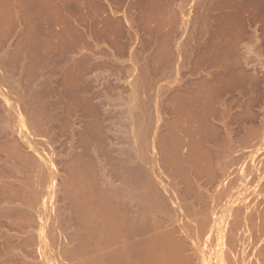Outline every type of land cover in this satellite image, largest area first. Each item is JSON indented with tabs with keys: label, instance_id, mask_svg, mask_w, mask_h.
<instances>
[{
	"label": "rangeland",
	"instance_id": "rangeland-1",
	"mask_svg": "<svg viewBox=\"0 0 264 264\" xmlns=\"http://www.w3.org/2000/svg\"><path fill=\"white\" fill-rule=\"evenodd\" d=\"M253 1L0 0V264H99L96 227L105 228L101 214L91 220L93 207L105 210L112 191L117 211L128 202L144 216L155 187L201 243L193 264H264V0ZM244 56L258 84L238 78Z\"/></svg>",
	"mask_w": 264,
	"mask_h": 264
},
{
	"label": "bare ground",
	"instance_id": "bare-ground-1",
	"mask_svg": "<svg viewBox=\"0 0 264 264\" xmlns=\"http://www.w3.org/2000/svg\"><path fill=\"white\" fill-rule=\"evenodd\" d=\"M253 1V0H252ZM254 2V1H253ZM264 38V37H263ZM240 39V38H239ZM248 39V38H247ZM243 40V39H242ZM241 40V41H242ZM254 40V39H253ZM222 42V41H221ZM258 43V42H257ZM226 45V44H225ZM240 45V44H239ZM260 46V45H259ZM213 47V46H212ZM245 47V46H244ZM247 49V48H246ZM7 50V49H6ZM15 50V49H14ZM19 50V49H18ZM13 52V51H12ZM230 52V51H229ZM249 52V51H248ZM208 53H209V51H208ZM243 53V52H242ZM249 53H251V52H249ZM6 55V54H5ZM230 55H231V53H230ZM243 55H245L244 53H243ZM242 55V56H243ZM5 57V56H4ZM11 57V56H10ZM245 57V56H244ZM251 57V56H250ZM250 57H245L246 58V60L243 58V57H240V59L239 60H236V61H238V64H236V65H239V67H238V69H237V72H238V78H243V81L245 80V78H248V80H250V82H251V80H254L255 82H256V84H258V79L259 78H256L255 77V74L253 75V72L250 70V69H248V67L246 66V63H250V61H251V59H250ZM17 58V57H16ZM21 58V57H20ZM230 58V57H229ZM248 58V59H247ZM244 59V60H243ZM79 60V59H78ZM252 61H253V59H252ZM256 63V62H255ZM71 66V65H70ZM81 66V65H80ZM233 67V66H232ZM237 67V66H236ZM235 67V68H236ZM70 68V67H69ZM253 68V67H252ZM67 69V68H66ZM114 69V68H113ZM232 70V69H231ZM208 71H209V69H208ZM4 72V71H3ZM62 72V71H61ZM218 72V71H217ZM236 72V71H235ZM234 74V73H233ZM236 74V73H235ZM39 75V74H38ZM101 75V74H100ZM208 76H209V74H208ZM8 77V76H7ZM79 77V76H78ZM219 79V78H218ZM3 81V80H2ZM211 81V80H210ZM213 81H214V79H213ZM236 81V80H235ZM239 81V80H238ZM216 82H217V80H216ZM239 82H241V80L239 81ZM260 82V81H259ZM2 83V82H1ZM31 83V82H30ZM199 83V82H198ZM201 83V82H200ZM252 83H253V81H252ZM261 83V82H260ZM45 84V83H44ZM204 84V83H203ZM237 84H238V82H237ZM237 84H236V87H237ZM240 84V83H239ZM243 84V83H242ZM218 85V84H217ZM245 84H243L242 86H244ZM7 86V85H6ZM44 86V85H43ZM234 86H235V84H234ZM246 86V85H245ZM9 87H11V86H9ZM191 87V86H190ZM217 87V86H216ZM239 87H241V86H239ZM258 87V86H257ZM256 87V88H257ZM231 88V87H230ZM234 88V87H233ZM21 89V88H20ZM203 89V88H202ZM215 89V88H214ZM236 89V88H235ZM36 90V89H35ZM196 90V89H195ZM241 90V89H240ZM88 91V90H87ZM239 91V90H238ZM243 91H247L248 92V90L246 89V87H245V89L243 90ZM258 91H260V90H258ZM2 92H3V90H2ZM250 92V91H249ZM252 92V91H251ZM199 93H200V91H199ZM211 93V92H210ZM259 93V92H258ZM7 94V93H6ZM40 94V93H39ZM193 94V93H192ZM197 94V93H196ZM203 94V93H202ZM240 94H243L242 93V91L240 92ZM245 94V93H244ZM253 94H254V92H253ZM5 95V94H4ZM91 95V94H90ZM204 96V95H203ZM224 96V95H223ZM236 96H237V94H236ZM239 96V95H238ZM11 98V97H10ZM202 98V97H201ZM207 98V97H206ZM214 98V97H213ZM227 98V97H226ZM259 99V98H258ZM11 100V99H10ZM202 100V99H201ZM200 100V101H201ZM215 100V99H214ZM17 101V100H16ZM181 101V100H180ZM183 101V100H182ZM252 101H253V99H252ZM35 102V101H34ZM37 102V101H36ZM171 102V101H170ZM249 102V101H248ZM29 104V103H28ZM50 104H51V102H50ZM174 104V103H173ZM176 104V103H175ZM202 104H203V101H202ZM244 104V103H243ZM220 105V104H219ZM27 106V105H26ZM32 106V105H31ZM181 106V105H180ZM204 106V105H203ZM231 106V105H230ZM176 107V106H175ZM178 107V106H177ZM176 107V108H177ZM187 107V106H186ZM202 107V106H201ZM231 108V107H230ZM53 109V108H52ZM174 109V108H173ZM181 109V108H180ZM186 109V108H185ZM228 109V108H227ZM26 110H27V108H26ZM54 110V109H53ZM194 110V109H193ZM197 110V109H196ZM226 110V109H225ZM34 111V110H33ZM180 111V110H179ZM186 111V110H185ZM222 111V110H221ZM10 114V113H9ZM185 114V113H184ZM200 114V113H199ZM229 114V113H228ZM43 115V114H42ZM44 115H45V113H44ZM162 115V114H161ZM170 115V114H169ZM238 115V114H237ZM74 116V115H73ZM191 116V115H190ZM256 116H258V115H256ZM33 117V116H32ZM68 117H69V115H68ZM188 117V116H187ZM166 118V117H165ZM239 118V117H238ZM250 118V117H249ZM256 118V117H255ZM42 119V118H41ZM193 119V118H192ZM46 120V119H45ZM55 120V119H54ZM183 120V119H182ZM196 120V119H195ZM204 120V119H203ZM225 120V119H224ZM59 121V120H58ZM164 121H166V120H164ZM242 121V120H241ZM262 121H263V119H262ZM42 122V121H41ZM56 122V121H55ZM178 122V121H177ZM201 123V122H200ZM206 123V122H205ZM180 124V123H179ZM225 124V123H224ZM230 124V123H229ZM264 124V123H263ZM42 125H43V123H42ZM87 125V124H86ZM190 125V124H189ZM194 125V124H193ZM201 125V124H200ZM210 125V124H209ZM228 125V124H227ZM241 125V124H240ZM40 126H41V124H40ZM92 126V125H91ZM167 126V125H166ZM192 126V125H191ZM196 126V125H195ZM199 126V125H198ZM202 126V125H201ZM262 126V125H261ZM194 127V126H193ZM225 127H226V125H225ZM42 128V127H41ZM44 128V127H43ZM64 128V127H63ZM168 128V127H167ZM190 128V127H189ZM195 128V127H194ZM193 128V130H195ZM200 128H202V127H200ZM37 129V128H36ZM45 129V128H44ZM207 129V128H206ZM263 129H264V127H263ZM46 130V129H45ZM201 130L202 129H200V132H201ZM221 130V129H220ZM225 130H226V128H225ZM232 130V129H231ZM249 130V129H248ZM253 130V129H252ZM251 130V131H252ZM260 130H261V128H260ZM187 131H189V130H187ZM192 131V130H191ZM238 131V130H237ZM257 131V130H256ZM125 132V131H124ZM172 132V131H171ZM179 132V131H178ZM195 132V131H194ZM194 132H193V134H194ZM196 132H197V130H196ZM195 132V133H196ZM226 132V131H225ZM232 132V131H231ZM260 132V131H259ZM262 132V131H261ZM13 133V132H12ZM172 133H174V132H172ZM183 133V132H182ZM199 133V132H198ZM202 133V132H201ZM247 133V132H246ZM252 133V132H251ZM175 134V133H174ZM186 134H188V133H186ZM192 134V135H193ZM227 134H229V133H227ZM231 134V133H230ZM229 134V135H230ZM253 134H254V132H253ZM258 134V133H257ZM264 134V133H263ZM31 135V134H30ZM36 135V134H35ZM200 135V134H199ZM247 135V134H246ZM262 135V134H261ZM2 136V135H1ZM29 136V135H28ZM34 136V135H33ZM148 136V135H147ZM196 136V135H195ZM201 136V135H200ZM254 136V135H253ZM256 136H258V135H256ZM172 137V136H171ZM196 137H198V135L196 136ZM203 137V136H202ZM202 137H200L201 139H203ZM211 137V136H210ZM216 137V136H215ZM249 137V136H248ZM251 137V136H250ZM176 138V137H175ZM182 138V137H181ZM193 138V137H192ZM227 138V137H226ZM254 138H256V137H254ZM262 138V137H261ZM23 139V138H22ZM163 139V138H162ZM189 139V138H188ZM198 139V138H197ZM220 139V138H219ZM248 139V138H247ZM260 139V138H259ZM108 140V139H107ZM195 140V139H194ZM29 141V140H28ZM128 141V140H127ZM147 141V140H146ZM149 141V140H148ZM181 141V140H180ZM191 141V140H190ZM196 141V140H195ZM200 141V140H199ZM199 141H198V143H199ZM247 141V140H246ZM72 142V141H71ZM197 142V141H196ZM196 142H194V143H196ZM207 142V141H206ZM209 142V141H208ZM229 142V141H228ZM25 143V142H24ZM152 143V142H151ZM166 143V142H165ZM164 143V144H165ZM188 143V142H187ZM203 143H204V141H203ZM222 143V142H221ZM256 143V142H255ZM3 144V143H2ZM18 144V143H17ZM97 144H99V143H97ZM163 144V145H164ZM200 144V143H199ZM218 144V143H217ZM248 144V143H247ZM251 144H252V142H251ZM147 145V144H146ZM194 145V144H193ZM196 145V144H195ZM208 145V144H207ZM210 145V144H209ZM220 145V144H219ZM218 145V146H219ZM255 145V144H254ZM262 145V144H261ZM5 146V145H4ZM13 146V145H12ZM150 146V145H149ZM183 146H184V144H183ZM227 146V145H226ZM264 146V145H263ZM94 147V146H93ZM161 147V146H160ZM191 147V146H190ZM199 147V146H198ZM203 147V146H202ZM216 147V146H215ZM220 147V146H219ZM240 147V146H239ZM262 147V146H261ZM189 148V147H188ZM194 148V147H193ZM201 148V147H200ZM205 148V147H204ZM207 148H208V151H209V149H210V147H208L207 146ZM207 148H206V150H207ZM225 148V147H224ZM243 148V147H242ZM249 148V147H248ZM12 149V148H11ZM111 149H112V147H111ZM147 149H149V148H147ZM214 149V148H213ZM213 149H211V150H213ZM19 150V149H18ZM39 150V149H38ZM107 150V149H106ZM123 150V149H122ZM174 150V149H173ZM198 150V149H197ZM225 150V149H224ZM95 151V150H94ZM108 151H110L109 149H108ZM160 151V150H159ZM180 151V150H179ZM184 151V150H183ZM194 151V150H193ZM207 151V152H208ZM215 151V150H214ZM90 152H93V151H91L90 150ZM112 152V151H111ZM126 152V151H125ZM128 152V151H127ZM176 152V151H175ZM178 152V151H177ZM190 152V151H189ZM188 152V153H189ZM192 152V151H191ZM204 152H205V150H204ZM216 152H218V150L216 151ZM224 152V151H223ZM32 153V152H31ZM89 153V152H88ZM87 152H86V154H88ZM97 153V152H96ZM197 151H196V155H197ZM202 153V152H201ZM215 153V152H214ZM222 153V152H221ZM225 153V152H224ZM92 154V153H91ZM106 154V153H105ZM108 154V153H107ZM172 154V153H171ZM178 154V153H177ZM187 154V153H186ZM192 154V153H191ZM200 154V153H199ZM211 154V153H210ZM218 154V153H217ZM65 155V154H64ZM89 155V154H88ZM87 155V156H88ZM121 155V154H120ZM126 155V154H125ZM183 155V154H182ZM189 155V154H188ZM195 155V154H194ZM207 155H208V153H207ZM230 155V154H229ZM241 155V154H240ZM243 155V154H242ZM90 156H92V155H90ZM108 156H110L109 154H108ZM131 156V155H130ZM171 156V155H170ZM173 156V155H172ZM174 156H175V153H174ZM192 156V155H191ZM210 156V155H209ZM220 156V155H219ZM222 157L224 156V155H221ZM25 157V156H24ZM85 157V156H84ZM178 157V156H177ZM177 157H174V159L175 158H177ZM186 157V156H185ZM198 158H197V160L195 161V164L197 163V166L199 167L200 166V164H202L201 162L203 161V160H201V159H203L205 156L203 155V158H200L199 157V155L197 156ZM208 157V156H207ZM214 157V156H213ZM216 157V156H215ZM217 157H218V155H217ZM216 157V158H217ZM230 157H231V155H230ZM235 157V156H234ZM238 157V156H237ZM240 157V156H239ZM7 158V157H6ZM5 158V159H6ZM19 158V157H18ZM28 158V157H27ZM38 158V157H37ZM36 158V159H37ZM57 159H58V157H56ZM78 158V157H77ZM91 158H94V157H91ZM111 158H112V156H111ZM122 158H124V157H122ZM171 158V157H170ZM179 158V157H178ZM181 158H182V156H181ZM187 158V157H186ZM189 158V157H188ZM193 158V157H192ZM245 158V157H244ZM23 159V158H22ZM108 159H110V158H108ZM162 159V158H161ZM173 159V160H174ZM180 159V158H179ZM190 159V158H189ZM194 159V158H193ZM213 159V158H212ZM230 159V158H229ZM238 159V158H237ZM11 160V159H10ZM28 160V159H27ZM34 160V159H33ZM115 160V159H114ZM126 160V159H125ZM170 160V159H169ZM168 160V161H169ZM176 161H177V159H175ZM184 160V159H183ZM182 160V161H183ZM191 160V159H190ZM210 160V159H209ZM209 160H207L208 162H209ZM219 160H220V158H219ZM236 160V159H235ZM1 161H2V159H1ZM40 161V160H39ZM59 161V160H58ZM71 161V160H70ZM109 161H111V160H109ZM108 161V162H109ZM119 161V160H118ZM122 161V160H121ZM120 161V162H121ZM149 161V160H148ZM26 162V161H25ZM32 162V161H31ZM31 162H29V165L31 164ZM34 162V161H33ZM55 162V161H54ZM67 162V161H66ZM128 162H129V160H128ZM164 162V161H163ZM171 162H173V161H171ZM170 162V163H171ZM179 162V161H178ZM185 162V161H184ZM187 162H188V160H187ZM211 162V161H210ZM218 162V161H217ZM17 163V162H16ZM28 163V162H27ZM69 163V162H68ZM165 163H168V162H165ZM174 163V162H173ZM180 163H183V162H181L180 161ZM192 162H190V164H191ZM205 162H203V164H204ZM213 162H211V164H212ZM14 164V163H13ZM34 164V163H33ZM78 164V163H77ZM93 164V163H92ZM178 164V163H177ZM184 164V163H183ZM195 164H193V165H195ZM203 164H202V167H203ZM2 165V164H1ZM28 165V166H29ZM35 165V164H34ZM37 165V164H36ZM82 165H83V163H82ZM124 165V164H123ZM153 165V164H152ZM179 165V164H178ZM181 165V164H180ZM187 165H189V164H187ZM216 165V164H215ZM219 165H221V164H219ZM223 165H224V162H223ZM227 165V164H226ZM15 166H17V165H15ZM103 166H105V165H103ZM112 166V165H111ZM118 166V165H117ZM170 166V165H169ZM182 166V165H181ZM192 166V165H191ZM196 166V167H197ZM205 166V165H204ZM22 167V166H21ZM49 167V166H48ZM52 167V166H51ZM91 167V166H90ZM89 167V168H90ZM93 167H94V165H93ZM124 167H125V165H124ZM152 167V166H151ZM154 167V166H153ZM175 167H177V165L175 166ZM180 167V166H179ZM17 168V167H16ZM24 168H25V166H24ZM23 168V169H24ZM27 169H28V167H26ZM25 168V169H26ZM32 168V167H31ZM30 168V169H31ZM40 168H41V166H40ZM95 168V167H94ZM97 168V167H96ZM99 168V167H98ZM97 168V169H98ZM106 168V167H105ZM169 168V167H168ZM182 168V167H181ZM189 168H191V167H189ZM188 168V169H189ZM220 168V167H219ZM225 168V167H224ZM24 169V170H25ZM72 169V168H71ZM97 169H95V170H97ZM124 169V168H123ZM174 169H176V168H174ZM194 169H197V168H194ZM226 169H228V168H226ZM15 170V169H14ZM37 170H38V168H37ZM36 170V171H37ZM44 170V169H43ZM42 170V171H43ZM178 170V169H177ZM193 170V169H192ZM222 170V169H221ZM224 170V169H223ZM235 170H236V168H235ZM17 171V170H16ZM26 171V170H25ZM33 171V170H32ZM73 171V170H72ZM82 171V170H81ZM87 171H88V168H87ZM98 171V170H97ZM115 171V170H114ZM121 171V170H120ZM124 171H126V168H125V170ZM129 171V170H128ZM190 171V170H189ZM198 171V170H197ZM24 172V171H23ZM47 172H49V171H47ZM82 172H84V169H83V171ZM89 172V171H88ZM194 172V171H193ZM222 172V171H221ZM227 172V171H226ZM10 173V172H9ZM16 173V172H15ZM30 173V172H29ZM37 173V172H36ZM79 173V172H78ZM91 173H92V171H91ZM107 173H109V172H107ZM180 173V172H179ZM187 173V172H186ZM228 173V172H227ZM33 174V173H32ZM46 174V173H45ZM53 174V173H52ZM71 174V173H70ZM81 174H84V173H81ZM88 174H90V173H88ZM94 174H95V172H94ZM103 174V173H102ZM106 174V173H105ZM173 174V173H172ZM201 173L199 172V175H200ZM221 174V173H220ZM223 174H224V172H223ZM29 175V174H28ZM37 175H38V173H37ZM55 175V174H54ZM198 175V174H197ZM245 175V174H244ZM24 176V175H23ZM35 176V175H34ZM53 176V175H52ZM92 176V175H91ZM103 176H105V175H103ZM107 176V175H106ZM109 176V175H108ZM125 176V175H124ZM179 176H180V174H179ZM194 176V175H193ZM42 177V176H41ZM54 177V176H53ZM79 177V176H78ZM89 177V176H88ZM120 177V176H119ZM127 177V176H126ZM181 177V176H180ZM188 177V176H187ZM215 177H216V175H215ZM226 178H227V176H225ZM229 177V176H228ZM10 178V177H9ZM24 178V177H23ZM27 178H30V177H27ZM40 178V177H39ZM72 178V177H71ZM83 178H85V177H83ZM101 178V177H100ZM122 178V177H121ZM144 178V177H143ZM147 178V177H146ZM196 178H197V176H196ZM201 177H199V179H200ZM223 178H224V176H223ZM26 179V178H25ZM49 179V178H48ZM76 179H78V178H76ZM103 179H104V177H102V179H101V181H103ZM124 179V178H123ZM130 179V178H129ZM189 179H190V177H189ZM222 179V178H221ZM230 179V178H229ZM241 178H239V180H240ZM32 180V179H31ZM80 180H83V179H80ZM89 180V179H88ZM87 180V181H88ZM92 180V179H91ZM97 180V179H96ZM95 180V181H96ZM105 180H106V177H105V179H104V182H105ZM109 180V179H108ZM132 180V179H131ZM130 180V181H131ZM149 181H150V179H148ZM148 180H146V181H148ZM192 180V179H191ZM224 180V179H223ZM223 180H220V181H223ZM17 181V180H16ZM30 181V180H29ZM28 181V182H29ZM38 182H39V180H37ZM36 181V182H37ZM42 181H43V179H42ZM46 181V180H45ZM93 181V180H92ZM97 181H100V180H97ZM107 181V180H106ZM121 181V180H120ZM128 181V180H127ZM126 180H125V182H127ZM182 181V180H181ZM235 181V180H234ZM22 182V181H21ZM35 182V183H36ZM44 182V181H43ZM69 182V181H68ZM72 182V181H71ZM70 182V183H71ZM78 182H80V181H78ZM83 182V181H82ZM85 182V181H84ZM143 182H144V180H143ZM176 182V181H175ZM183 182V181H182ZM190 182V181H189ZM194 182V181H193ZM192 182V183H193ZM231 182V181H230ZM17 183V182H16ZM27 183V182H26ZM40 183H41V181H40ZM39 183V184H40ZM65 183V182H64ZM64 183H63V185H64ZM98 183V182H97ZM101 183V182H100ZM103 183V182H102ZM101 183V184H102ZM106 183V182H105ZM146 183V182H145ZM156 183V182H155ZM224 183V182H223ZM232 183V182H231ZM235 183V182H234ZM237 183V182H236ZM23 184H25V183H23ZM33 184V183H32ZM45 184V183H44ZM69 184V183H68ZM92 184V183H91ZM104 184V183H103ZM142 184H144V183H142ZM196 184V183H195ZM227 184V183H226ZM228 184H230V183H228ZM240 184V183H239ZM21 185V184H20ZM38 185V184H37ZM71 185V184H70ZM73 185V184H72ZM77 185V184H76ZM81 185V184H80ZM107 185H109V184H107ZM125 185V184H124ZM147 185V184H146ZM171 185V184H170ZM202 185V184H201ZM40 186H42V185H40ZM98 186V185H97ZM155 186H157V185H155ZM192 186H194V185H192ZM208 186V185H207ZM228 186V185H227ZM24 187V186H23ZM27 187V186H26ZM30 187V186H29ZM44 187V186H43ZM42 187V188H43ZM69 187V186H68ZM81 187V186H80ZM90 188H91V186H89ZM93 187V186H92ZM100 186H98L97 188L98 189H100L99 188ZM120 187V186H119ZM124 187V186H123ZM130 187V186H129ZM229 187V186H228ZM236 187V186H235ZM2 188H4L3 186H2ZM6 188V187H5ZM31 188V187H30ZM38 188V187H37ZM41 188V189H42ZM65 188V187H64ZM72 188V187H71ZM83 188V187H82ZM102 188V187H101ZM110 188V187H109ZM125 188H127V186L125 187ZM157 187H155L154 188V191H152V190H149V191H151V193H152V196H149L148 197V195H150V193L147 195V197L149 198L148 199V209L149 210H147V211H144V212H146V214H147V216L145 217V218H143L144 216L143 215H141V214H139V215H141V216H143L142 218L140 217V220H139V215H137L138 217H136V216H134V215H131V209H129V207H127L126 208V205H127V203L128 202H125V200H124V202L126 203V204H124L123 205V207H121V209H119L118 211H117V207H116V205L113 203V200H111V192L110 193H108V194H110L109 196H107L108 198H110L109 200H108V198L106 199L105 197V200L107 201L108 200V204H105V210H104V205L102 206V204L101 205H99V206H101V207H96L95 209L97 210V208H99V209H102V211L101 210H94V207H93V209H92V206L90 205V208L92 209V211H94V213L93 212H91L92 214L90 215L92 218H93V216H96L95 214H101V215H98V216H101L100 218H102V221H100V219H99V217H98V219H96L95 218V223H96V225L98 226V224H100L101 225V223L103 224L102 225V227L103 228H105V229H103L102 231L101 230H99V229H101L100 227H96V228H99L98 230L94 227V230L96 229V231L97 232H99L100 231V233H99V239H100V242L102 241V243L103 244H100L99 242V244H100V246L101 245H103L102 247H104V249L103 248H100V249H102L103 250V252H105L104 254L105 255H107V257L104 255V254H101L102 252L100 251V254L103 256V260H101V259H99V257H98V259H99V264L101 263H103L104 262V258H105V260H107V259H109L108 260V262H109V264H193L194 262H195V256L196 257H198L197 259H199V255H200V253H201V243L200 242H198V241H195V240H193L192 238H191V236H190V232L188 233L187 232V228L185 227L187 224H185V226L183 225L185 222L183 221V223L181 222V225H177V223H179L180 221H182L183 220V218H184V215H183V218H180L179 217V215H177V214H180V213H177V211H176V213L174 212V211H172L173 210V208L170 206V203H171V201H170V203H169V198H168V196L166 197V196H162L161 194L162 193H160V192H158V190H155ZM173 188V187H172ZM189 188V187H188ZM193 188V187H192ZM191 188V189H192ZM196 188V187H195ZM212 188V187H211ZM214 188V187H213ZM224 188V187H223ZM231 188V187H230ZM240 188V187H239ZM8 189V188H7ZM16 189V188H15ZM33 189V188H32ZM88 189V188H87ZM95 189V188H94ZM118 189V188H117ZM123 189V188H122ZM122 189H121V191H122ZM148 189V188H147ZM168 189V188H167ZM194 189V188H193ZM28 190H29V188H28ZM74 190V189H73ZM72 190V191H73ZM78 190V189H77ZM91 191H92V189H90ZM109 190V189H108ZM111 190V189H110ZM127 190V189H126ZM199 190V189H198ZM201 190V189H200ZM5 191H6V189H5ZM4 191V192H5ZM26 191H27V189H26ZM85 191H87V190H85ZM105 191L107 192V190H104L103 192H104V194H105ZM169 191V190H168ZM178 191V190H177ZM186 191V190H185ZM202 191V190H201ZM219 191V190H218ZM221 191V190H220ZM230 191V190H229ZM17 192V191H16ZM16 192H14V194L16 193ZM25 192V191H24ZM34 192H36L35 190H34ZM38 192V191H37ZM36 192V193H37ZM77 192V191H76ZM116 192V191H115ZM123 192H124V190H123ZM239 192V191H238ZM10 193V192H9ZM29 193H30V190H29ZM42 193V192H41ZM78 193V192H77ZM82 193V192H81ZM80 193V194H81ZM84 193V192H83ZM93 192H91L90 194H92ZM94 193H95V191H94ZM118 193V192H117ZM125 193V192H124ZM127 193V192H126ZM125 193V194H126ZM129 193V192H128ZM190 193V192H189ZM224 193V192H223ZM35 194V193H34ZM39 194V193H38ZM43 194V193H42ZM73 194V193H72ZM88 194V193H87ZM90 194H89V196H90ZM103 194V195H104ZM107 194V195H108ZM116 194V193H115ZM130 194H132V193H130ZM179 194V193H178ZM198 194V193H197ZM196 194V195H197ZM203 194V193H202ZM228 194V193H227ZM18 195V194H17ZM27 196H29L30 194H26ZM71 195V194H70ZM78 195V194H77ZM198 195H200V197H201V194H198ZM223 195V194H222ZM250 195V194H249ZM16 196V195H15ZM14 196V197H15ZM20 196V195H19ZM27 196H26V198H27ZM32 196H33V194L31 193V199H32ZM36 196V195H35ZM35 196H33L34 198H35ZM82 196V195H81ZM100 196H102V195H100ZM111 196V197H110ZM128 196V195H127ZM126 195H124L123 194V197H127ZM135 196V195H134ZM179 196V195H178ZM203 196V195H202ZM217 196H219V195H217ZM1 197V196H0ZM7 197V196H6ZM5 197V198H6ZM9 197H10V195H9ZM12 197V196H11ZM13 197V198H14ZM17 197V196H16ZM37 197V196H36ZM75 197H77L76 195H75ZM79 197V196H78ZM90 197H92V195L90 196ZM113 197H114V194H113ZM131 197V196H130ZM133 197V196H132ZM194 198V205H198V208H197V210H198V212L200 211V213L202 212L204 215H205V213H206V217L208 218L209 217V215H207V210H208V208H207V206L209 205V201H205V202H207L208 203V205L207 204H205L203 201L205 200L204 198V200L202 201V197L201 198ZM20 198V197H19ZM80 198V197H79ZM88 198V197H87ZM101 198H103V197H101ZM103 198V199H104ZM174 198V197H173ZM188 198V197H187ZM218 198V197H217ZM244 198V197H243ZM248 198V197H247ZM2 199V198H1ZM9 199V198H8ZM25 199V198H24ZM28 199V198H27ZM26 199V200H27ZM35 199H37V198H35ZM72 199V198H71ZM78 199V198H77ZM80 199H82V198H80ZM84 199H86V198H84ZM98 199H100V198H98ZM127 199V201H128V197L126 198ZM130 199V198H129ZM134 199V198H133ZM132 199V200H133ZM170 199H172V198H170ZM175 199V198H174ZM241 199V198H240ZM29 200V199H28ZM34 200V199H33ZM72 200H74V199H72ZM88 200H89V198H88ZM91 200V199H90ZM89 200V203H91V201ZM93 200H96L94 197H93V199H92V203H94L95 205L96 204H100V202L99 203H97V202H93ZM121 200V199H120ZM119 200V201H120ZM131 200V199H130ZM210 200H213V199H210ZM247 200V199H246ZM31 201V200H30ZM29 201V202H30ZM35 201V200H34ZM34 201H31V202H34ZM40 201V200H39ZM80 201V200H79ZM78 201V202H79ZM82 201L83 202H85V200H83L82 199ZM99 201V200H98ZM100 201L101 202H106V201H104V200H102V199H100ZM118 201V200H117ZM180 201V200H179ZM181 201H182V199H181ZM184 201V200H183ZM187 201V200H186ZM1 202V201H0ZM16 202V201H15ZM38 202V200L36 201V203ZM41 202V201H40ZM73 202V201H72ZM77 202V203H78ZM176 202V201H175ZM217 202V201H216ZM241 202H242V200H241ZM247 202V201H246ZM75 203V202H74ZM73 203V204H74ZM76 203V204H77ZM80 204H81V202H79ZM78 203V204H79ZM88 203V202H87ZM88 203V204H89ZM188 202H186V204H187ZM248 203V202H247ZM26 204V203H25ZM32 204H35V203H32ZM31 204V206H33ZM79 204V205H80ZM87 204V205H88ZM94 204H93V206H94ZM192 204H193V202H192ZM220 203H218V205H219ZM20 205V204H19ZM24 205V204H23ZM83 205V204H82ZM157 205L159 206L158 208H157ZM191 205V204H190ZM189 205V206H190ZM222 205V204H221ZM261 205V204H260ZM30 206V205H29ZM28 206V207H29ZM128 206V205H127ZM132 206V205H131ZM130 206V207H131ZM168 206H170V207H168ZM186 206H188V205H186ZM186 206H184V208H183V210L185 209V207ZM188 206V211H190L189 210V207ZM216 206V205H215ZM246 206V205H245ZM244 206V207H245ZM4 207V206H3ZM2 207V208H3ZM13 207H15V205L13 206ZM18 207V206H17ZM72 207H74V206H72ZM85 207V206H84ZM119 207V206H118ZM22 208V207H21ZM31 209L33 208V207H30ZM46 208V207H45ZM120 208V207H119ZM133 208H134V206H133ZM10 210H11V208H9ZM13 209V208H12ZM20 209V208H19ZM23 209V208H22ZM26 209H28V208H26ZM30 209V210H31ZM37 209V208H36ZM41 209V208H40ZM77 209V208H76ZM80 209H81V206H80ZM82 209H83V206H82ZM127 209H128V211H127ZM135 209V208H134ZM141 209V208H140ZM144 209V208H143ZM172 209V210H171ZM175 209V208H174ZM187 209H185L186 210V213L188 214V218H194V217H191L189 214L191 213L192 214V211L189 213V212H187ZM211 209V208H210ZM237 209V208H236ZM236 209H234V210H236ZM244 209V208H243ZM1 210V209H0ZM79 210V209H78ZM88 210H90L89 208H88ZM103 210H104V213H103ZM176 210H178V209H176ZM184 210V211H185ZM195 210V209H194ZM215 210H216V208H215ZM245 210V209H244ZM258 210V209H257ZM264 210V209H263ZM6 211V210H5ZM83 212H85V211H87V209L86 210H82ZM91 211V210H90ZM90 211H88V214H89V212ZM135 211V210H134ZM134 211H133V213H134ZM138 211H139V209H138ZM141 211V210H140ZM196 211V210H195ZM195 211H193V212H195ZM1 212H3V211H1ZM8 212V211H7ZM11 213H12V211H10ZM21 212V211H20ZM24 212V211H23ZM25 212H27V211H25ZM25 212H24V214H25ZM30 212H32V211H30ZM36 212V211H35ZM58 212V211H57ZM75 212V211H74ZM79 212H80V210H79ZM96 212H98V213H96ZM100 212H102V213H100ZM131 212V213H130ZM242 212V211H241ZM4 213V212H3ZM16 213V212H15ZM18 213V212H17ZM72 213V212H71ZM78 213V212H77ZM81 213V212H80ZM85 213H87V212H85ZM132 213V214H133ZM140 213V212H139ZM209 213V212H208ZM237 213V212H236ZM255 213V212H254ZM20 214V213H19ZM82 214V213H81ZM87 214V215H88ZM102 214L104 215V216H102ZM194 214H196V213H194ZM203 214H201V216L203 215ZM213 214V213H212ZM218 214V213H217ZM243 214V213H242ZM253 214V213H252ZM264 214V213H263ZM26 215V214H25ZM80 215V214H79ZM193 215V214H192ZM9 216H11V214L9 215ZM24 216V215H23ZM27 216H28V214H27ZM31 216V215H30ZM62 216V215H61ZM75 216V215H74ZM211 216V215H210ZM244 216V215H243ZM248 216V215H247ZM252 216V215H251ZM257 216V215H256ZM261 216H262V213H261ZM264 216V215H263ZM25 217V216H24ZM23 217V219H25ZM79 217V216H78ZM87 217H89V216H87ZM204 217V216H203ZM22 218V217H21ZM60 218V217H59ZM185 218H186V216H185ZM184 218V219H185ZM196 218H197V216H196ZM243 218V217H242ZM255 218V217H254ZM19 220H20V218H18ZM29 219V218H28ZM52 219V218H51ZM71 219V218H70ZM75 219V218H74ZM202 219H204V218H202ZM211 219V218H210ZM210 219H208V221H207V224H208V222H209V220ZM256 219V218H255ZM26 220V219H25ZM85 220V219H84ZM89 220V219H88ZM91 220H94V218L93 219H91ZM91 220H90V223H91ZM97 220H99L101 223H99V221H98V224H97ZM139 220V221H138ZM199 221L201 220V219H198ZM197 220V221H198ZM206 220V219H205ZM205 220H203V221H205ZM238 220V219H237ZM243 220V219H242ZM241 220V221H242ZM72 221V220H71ZM139 222V225L141 224V225H143L142 227H141V225L139 226V227H141V228H139L136 224ZM196 221V220H195ZM203 221H201L203 224H204V222ZM244 221V220H243ZM262 221V220H261ZM260 221V222H261ZM19 222V221H18ZM28 222V221H27ZM58 222V221H57ZM93 222V224H95L94 223V221H92ZM137 222V223H136ZM170 223L171 225H172V227L170 226V227H167V226H165V225H167V223ZM206 222V221H205ZM259 222V221H258ZM22 223V222H21ZM24 223V222H23ZM168 223V224H169ZM202 223H198V225H199V227H201V226H203V227H201L200 228V230L202 231V234L205 232V233H207L206 232V226L207 225H205V227H204V225L202 224ZM251 223V222H250ZM26 224V223H25ZM30 224V223H29ZM80 224V223H79ZM84 224H86V223H84ZM92 224V223H91ZM174 224V225H173ZM191 224V223H190ZM206 224V223H205ZM212 224V223H211ZM216 224V223H215ZM262 224H264V223H262ZM32 225V224H31ZM87 225V224H86ZM86 225H85V227H86ZM96 225H92V226H96ZM209 225V224H208ZM219 225V224H218ZM21 226V225H20ZM27 226H30V225H27ZM34 226V225H33ZM41 226V225H40ZM188 226V225H187ZM209 226H211V225H209ZM234 226V225H233ZM251 226V225H250ZM258 226V225H257ZM261 226V225H260ZM23 227V226H22ZM36 227V226H35ZM77 227V226H76ZM89 227V226H88ZM198 227V226H197ZM253 227V226H252ZM18 228H19V226H18ZM58 228V227H57ZM65 228V227H64ZM71 228V227H70ZM219 228V227H218ZM254 228V227H253ZM26 229V228H25ZM199 229V228H198ZM262 229H263V227H262ZM38 230V229H37ZM200 230H198V231H200ZM205 230V231H204ZM34 231V230H33ZM189 231V230H188ZM195 231V230H194ZM193 231V232H194ZM201 231H200V233H201ZM208 231V230H207ZM238 231V230H237ZM254 231H255V229H254ZM262 231V230H261ZM31 232V231H30ZM35 232V231H34ZM83 232V231H82ZM193 232H192V234H193ZM259 232H260V230H259ZM264 232V231H263ZM199 233V232H198ZM199 233V235H198V237L201 235L202 236V234H200ZM234 233V232H233ZM255 233V232H254ZM261 233V232H260ZM20 234H21V232H20ZM35 234V233H34ZM75 234V233H74ZM85 234V233H84ZM87 234V233H86ZM97 234V233H96ZM137 234H139V235H137ZM147 234L149 235L148 237H147ZM49 235H50V233H49ZM89 235V234H88ZM93 235V234H92ZM92 235H89L90 237L89 238H92ZM98 235V234H97ZM96 235V236H97ZM144 236L143 238H140L141 236ZM195 235V234H194ZM257 235V234H256ZM261 236H262V233L260 234ZM32 236V235H31ZM138 236H140V237H138ZM196 236V235H195ZM195 236H193V237H195ZM203 236H204V234H203ZM247 236V235H246ZM255 235H253V237H254ZM263 236H264V234H263ZM60 237V236H59ZM80 237V236H79ZM229 237L230 238H232L230 235H229ZM237 237V236H236ZM244 237V236H243ZM260 237V236H259ZM200 238V237H199ZM247 238V237H246ZM248 238H249V236H248ZM247 238V239H248ZM83 239V238H82ZM255 239H256V237H255ZM264 239V238H263ZM25 240V239H24ZM94 240H96V239H94ZM190 240H191V242L192 243H194L195 245H191L192 243L190 242ZM200 240V239H199ZM239 240H240V238H239ZM245 240V239H244ZM82 241V240H81ZM85 241H86V239H85ZM90 241V240H89ZM188 241L190 242V243H188ZM204 241V240H203ZM215 241V240H214ZM249 241H250V239H249ZM29 242V241H28ZM96 242H97V240H96ZM243 242V241H242ZM98 243L96 244L95 243V245H97L98 246ZM208 243V242H207ZM84 244V243H83ZM203 244V243H202ZM215 244V243H214ZM213 244V245H214ZM252 244V243H251ZM78 245H80V244H78ZM90 245H91V243H90ZM253 245V244H252ZM85 246V245H84ZM94 246V245H93ZM100 246H98V247H100ZM240 246V245H239ZM20 247V246H19ZM18 247V248H19ZM94 247H96V246H94ZM262 247V246H261ZM264 247V246H263ZM25 248V247H24ZM85 248V247H84ZM88 248V247H87ZM93 248V247H92ZM97 250H98V248H96ZM227 249V248H226ZM251 249V248H250ZM93 250H94V248H93ZM231 250V249H230ZM83 251H84V249H83ZM91 251V250H90ZM238 251V250H237ZM240 251V250H239ZM245 251V250H244ZM258 251V250H257ZM262 251V250H261ZM92 252V251H91ZM97 253L99 252V251H96ZM189 252H192V253H189ZM248 252V251H247ZM28 253V252H27ZM186 253H189V254H186ZM241 253V252H240ZM259 253V252H258ZM261 253H263V252H261ZM261 253H259V254H261ZM96 254V253H95ZM98 255V256H101V255ZM85 255V254H84ZM3 257H5V256H3ZM53 257V256H52ZM260 257V256H259ZM2 258V257H1ZM8 258V257H7ZM6 258V259H7ZM13 258V257H12ZM102 258V257H101ZM107 258V259H106ZM9 259V258H8ZM11 259V258H10ZM15 259V258H14ZM13 259V260H14ZM94 259V258H93ZM4 260V259H3ZM17 261V260H16ZM70 261V260H69ZM86 261V260H85ZM92 261V260H91ZM90 261V262H91ZM194 261V262H193ZM197 261V260H196ZM236 261V260H235ZM7 262V261H6ZM14 262V261H13ZM74 262V261H73ZM76 262V261H75ZM97 262H98V260H97ZM234 262V261H233ZM244 262H245V260H244ZM27 264V263H26ZM79 264H81V262L79 263ZM104 264V263H103ZM105 264H107L106 262H105ZM195 264H200V260H199V263H195Z\"/></svg>",
	"mask_w": 264,
	"mask_h": 264
}]
</instances>
